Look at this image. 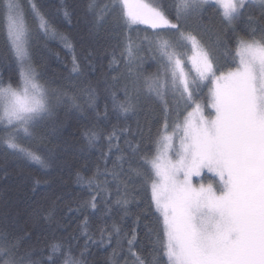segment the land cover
I'll return each instance as SVG.
<instances>
[{
	"label": "snow or ice",
	"instance_id": "obj_1",
	"mask_svg": "<svg viewBox=\"0 0 264 264\" xmlns=\"http://www.w3.org/2000/svg\"><path fill=\"white\" fill-rule=\"evenodd\" d=\"M36 31L44 36L59 38L67 44V37L57 31L54 21L28 0ZM217 7L225 26L246 22L244 36H237L235 46L227 48V59L234 67L221 66L216 51L219 37L207 45L196 35L182 30L180 21L186 16H200L205 5ZM158 0H90L87 9L94 27H104L109 19L119 14L124 27L147 23L154 29L173 31V41L161 32L145 36L142 41L130 37L122 56L131 73L141 60V47L146 43L149 51H155L163 67V74L146 78L148 94L154 95L167 111V95L178 97L182 103L183 118L174 121L169 131L167 123L155 140V148L149 156L141 155L142 163L132 166L129 157H119L120 173L123 164L129 170L122 181L124 194L117 200L125 214L129 209L128 182L139 179L151 191V205L159 213L162 239H159V254L166 257L164 264H264V0H181L174 15L177 23L165 15ZM258 7L260 19L251 9ZM66 16L67 12L64 13ZM0 19L8 44L9 58L18 68L19 85L13 87L0 80V132L8 148L15 149L40 163L44 161L34 152L21 147L17 140L21 133L31 135L34 128L54 115L57 104L67 94L52 90L41 77L30 60V29L25 21L24 8L20 0H0ZM177 45L191 46L193 55L187 56L195 75L185 71L182 54ZM73 71L78 65L73 64ZM136 76L129 90L125 86L123 99L110 93L113 110L128 116L135 114L140 103V91L136 87ZM207 81L214 85L201 102V85ZM131 92V94H130ZM85 103L95 108L96 93L85 89ZM80 97L68 98L78 106ZM211 105L214 112L204 115V108ZM89 144L95 142V131L86 132ZM109 152L115 133L108 137ZM178 141V144L175 143ZM135 157L139 144L125 139ZM119 151V144L115 145ZM207 170L214 174L216 187L203 181L194 186L193 177H201ZM120 173L113 171V178ZM86 180L89 188L101 186L95 178ZM119 191V189H118ZM86 209L96 208V196L84 202ZM84 227H88L87 217ZM121 228L113 223L111 231L99 229L102 242L113 243V236H121ZM21 237L0 230V264H87L85 251L79 258L71 256V248L65 242H52L46 257L34 259L31 246L25 247ZM26 239H31L27 236ZM131 253L136 241L135 230L124 234ZM155 252V250H154ZM135 255V254H133ZM136 264H145L137 257ZM153 264V260H149Z\"/></svg>",
	"mask_w": 264,
	"mask_h": 264
},
{
	"label": "trees",
	"instance_id": "obj_2",
	"mask_svg": "<svg viewBox=\"0 0 264 264\" xmlns=\"http://www.w3.org/2000/svg\"><path fill=\"white\" fill-rule=\"evenodd\" d=\"M37 7L54 21L59 33L67 37V44L59 39L44 36L36 31L28 0H21L26 23L30 29V59L36 68L41 82L52 90L66 93L54 110V115L37 124L31 138L19 137L17 142L24 149L34 152L44 163L28 158L15 149L0 143V230L25 237V247L31 246L38 255L34 259L46 257L49 244L65 242L71 248V256L79 258L85 251L87 264H136V258L149 264H164L166 257L159 254V239H162L159 213L151 205L150 188L139 179L128 182L125 214L117 200L124 194L122 181L129 170L123 164L120 173L119 157L123 154L136 167L142 163L141 155L149 156L155 148L158 134L163 132L165 123L171 126L184 115L179 98L167 95V111L160 101L148 94L146 78L163 74V67L155 51H149L147 44L140 53L141 60L131 73L122 56L125 44L130 37L142 41L145 36L161 32L173 41L177 39L173 31L146 29L140 25L124 27L119 14L112 16L104 27H94L87 9L90 0H33ZM153 3L154 0H145ZM162 10L173 23L180 0H158ZM101 6L104 0H97ZM251 13L260 19L258 7ZM67 12L66 16L64 13ZM182 30L197 36L202 44L214 42L219 37L220 46L216 55L221 66L234 67L227 59V48L235 46L237 36H244L248 28L246 22L231 27L225 26L214 5H205L200 16H186L179 22ZM4 22L0 19V80L19 85L16 63L9 58L8 44L3 31ZM176 51L181 59L189 55V47L177 45ZM78 71H73V64ZM190 77L195 75L189 73ZM139 76L136 87L140 91V103L135 114L124 116L113 110L110 93L115 92L123 99L125 86L133 87V79ZM213 85L207 81L201 85V102L208 96ZM96 93V104L85 103V89ZM131 94V92H130ZM77 96L78 106L67 102L69 97ZM213 112L210 104L204 108V115ZM95 131L97 138L89 144L86 132ZM115 133L109 152L108 137ZM133 140L140 148L135 157H130L125 139ZM119 144V151L115 146ZM120 173L113 178V171ZM204 172L202 175H205ZM95 178L100 188H89L86 180ZM198 182V178H196ZM119 189V191H118ZM96 196V208L86 209L84 202ZM87 217L88 227H84ZM115 223L121 228V236H113V243L102 242L99 229L111 231ZM135 230L136 241L131 253L124 234ZM30 236L31 239H26ZM155 250V252H154ZM135 254V255H133Z\"/></svg>",
	"mask_w": 264,
	"mask_h": 264
},
{
	"label": "rangeland",
	"instance_id": "obj_3",
	"mask_svg": "<svg viewBox=\"0 0 264 264\" xmlns=\"http://www.w3.org/2000/svg\"><path fill=\"white\" fill-rule=\"evenodd\" d=\"M181 1V0H180ZM20 3H21V0H20ZM24 16H25V14H24ZM25 21H26V18H25ZM134 26H138V25H140L142 28H146V29H153L152 28V26L150 25V24H147V23H140V24H133ZM188 47H189V49L191 48V46L190 45H188ZM191 55H193V52L192 51H190V53H189V55H187V56H191ZM31 60V59H30ZM183 61H184V65H185V71L186 72H188V73H190V72H192L193 74H195V71H194V68L192 67V65H191V63L189 62V60L187 59V57H185L184 59H182ZM32 63V62H31ZM214 86V85H213ZM15 88V87H14ZM210 107H211V105H210ZM213 110V112H214V109H212ZM184 115H186V113H184ZM183 118V116L181 117V119ZM36 127V126H35ZM34 127V128H35ZM34 128H30V132H31V134H33V132H34ZM19 137H23V138H31V136L30 135H27V134H23V133H21L20 134V136ZM0 143H2V144H5L4 142H3V133L2 132H0ZM18 143V142H17ZM175 143H177L178 144V141H175ZM19 144V143H18ZM6 145V144H5ZM20 145V144H19ZM28 157V156H27ZM29 158V157H28ZM33 160V159H32ZM204 172H206V174L205 175H202L201 177H193L192 178V180H193V184H194V186H199V183L201 182V181H203V183L205 184V186H207V184L209 183V182H211L212 183V185H213V188H215L216 187V179L217 178H215L214 177V174H212V173H208L207 172V170H205ZM203 174V173H202ZM196 178H198V182H196Z\"/></svg>",
	"mask_w": 264,
	"mask_h": 264
}]
</instances>
